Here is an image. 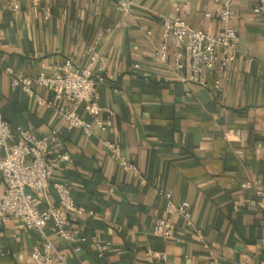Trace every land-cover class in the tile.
<instances>
[{"label": "crops", "instance_id": "obj_1", "mask_svg": "<svg viewBox=\"0 0 264 264\" xmlns=\"http://www.w3.org/2000/svg\"><path fill=\"white\" fill-rule=\"evenodd\" d=\"M182 4L192 26L222 32L214 0H133L128 14L115 0H0V114L14 139L20 125L37 137L56 130L52 147L71 155L62 177L81 209L71 221L79 234L54 238L68 264H264V206L251 202L258 198L246 185L264 188V25L249 0L233 3L238 49L217 93L213 72L203 86L175 67L163 20ZM165 42L162 60L157 50ZM94 50L93 72L114 74L98 87L101 117L109 118L106 109L115 114L99 132L77 107L92 136L70 128L58 112L74 108L72 101L37 84L31 96L13 86L7 70L54 74L69 57L88 65ZM102 139L139 172L124 169ZM5 189L0 170V193ZM52 198L56 203L55 191ZM169 200L189 201L190 218L170 213ZM167 217L176 225L173 238L154 231L155 219ZM38 243L39 233L20 220L1 223L0 264H32Z\"/></svg>", "mask_w": 264, "mask_h": 264}, {"label": "built area", "instance_id": "obj_2", "mask_svg": "<svg viewBox=\"0 0 264 264\" xmlns=\"http://www.w3.org/2000/svg\"><path fill=\"white\" fill-rule=\"evenodd\" d=\"M214 1L217 3L215 14L223 25L220 34L206 32L188 23L181 13L186 4L178 6L174 16L164 17L163 27L164 36L173 37L175 67L186 71L185 80L208 86L207 74L213 72L215 77L211 87L218 93L223 92L228 71L236 60L237 30L231 22L236 15L233 3L237 0ZM249 1L252 3L254 14L264 25V0ZM115 2L122 12H131L133 0ZM148 33L150 34L151 30ZM167 54L168 44L165 42L157 50V55L165 60ZM98 56L99 53L94 50L90 63L86 66L77 64L69 57L59 66L56 73H40L35 77L19 73L12 68L7 70L12 76L13 86H21L31 96L36 95L34 85L37 84L52 90L57 98L72 101L74 108L61 106L58 112L65 117L70 128H80L92 136L95 130L91 122L76 111L77 107H82L95 119L99 132L107 130L115 114L112 109H106L109 118L104 120L101 117L105 108L99 103L98 87L108 78H113L114 74L93 72L92 65ZM38 98L41 104L47 103L42 97ZM17 130L18 139H14L10 122L0 114V170L6 184L5 191L0 193V224L18 219L29 229L39 233L40 243L33 248L32 264H68L67 257L59 250L54 238L59 236L72 241L76 240L79 234V229L71 228V221L81 209L75 203L71 185L62 177L65 165L72 160L71 155L68 151L52 147L51 140L56 137V130L50 135L40 137L34 136L26 126L20 125ZM102 145L116 154L124 169L139 172L133 162L121 155L114 143L102 139ZM29 156L32 158L28 159ZM246 185L255 188L258 198L251 202L264 206V188L254 186L251 181H247ZM52 191L56 193V203L53 201ZM190 204L189 201L175 203L169 200L168 210L170 213L179 212L189 219ZM239 204L240 202L236 203L237 206ZM175 228L171 217L155 219L154 231L165 238H173ZM260 244L264 248V236L260 239ZM99 247L109 248L101 243Z\"/></svg>", "mask_w": 264, "mask_h": 264}]
</instances>
